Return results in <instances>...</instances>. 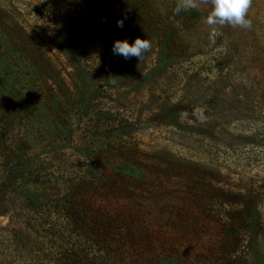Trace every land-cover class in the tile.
<instances>
[{
    "label": "rangeland",
    "instance_id": "obj_1",
    "mask_svg": "<svg viewBox=\"0 0 264 264\" xmlns=\"http://www.w3.org/2000/svg\"><path fill=\"white\" fill-rule=\"evenodd\" d=\"M102 14L96 0H0V93L48 91L59 102L45 121L18 105L0 118V264H63L85 204L123 210L157 228L160 243L218 258L238 210L264 218V127L251 91L239 88L252 75L235 59L227 85L218 82L224 49L203 19L181 33L190 55L160 70L157 35L130 27L132 16L103 24ZM138 36L152 45L141 62L113 53L116 40ZM18 37L48 58L44 68L39 56L13 55ZM36 76L37 89L28 85ZM247 240L232 258L264 264V233Z\"/></svg>",
    "mask_w": 264,
    "mask_h": 264
},
{
    "label": "trees",
    "instance_id": "obj_2",
    "mask_svg": "<svg viewBox=\"0 0 264 264\" xmlns=\"http://www.w3.org/2000/svg\"><path fill=\"white\" fill-rule=\"evenodd\" d=\"M96 1L99 7L103 8V14L100 16L103 24H115L118 20L123 19L124 24L127 25L125 19L132 16L134 20L129 24L130 27L132 25L143 33L150 31L159 37L160 51L157 66L160 70L165 67L169 68L173 57L176 56L174 63H178L180 59L190 55L188 44L184 43L181 33L187 31L201 19L204 20L210 11V5H206L199 10L193 9L176 15L174 8L177 0H166L160 7L153 0ZM248 18L252 20L250 29L233 28L232 26L217 27L220 35L215 36V38L218 43L222 41L221 45L224 50L219 59L215 60V67L218 70V82L225 86L235 59L240 64L242 71L248 70V73H251V79L240 78L242 84H239V88L251 91L255 103L254 107L257 110L256 120L264 127V0H253ZM144 20L146 21L144 22ZM1 23L0 17V25ZM244 32L245 38L241 35ZM234 34L236 37H233ZM224 37L228 38L225 43L223 42ZM18 39L21 42L13 40L12 47L9 48L13 55L29 60L32 57L35 58V61H37L36 56H39L38 60L43 63L41 68H44L45 60L48 58L37 51V54H34L27 47L29 43L23 42L19 37ZM32 44L35 46V43L32 42ZM232 47H234L233 53H231ZM246 53L249 54V58H246ZM248 63L250 64L247 65ZM30 67H33L31 63L29 64ZM3 83V75L0 70V85ZM28 85L35 89L40 87L39 77L36 76L34 80H28ZM5 91L8 92V88ZM43 92L45 94L38 96L33 95L34 92L28 94L21 91L0 93V118L8 115L6 110L9 106L18 105L29 116L45 121L48 113L46 108L49 107L57 112L59 102L52 93ZM39 96L42 98V102L39 100ZM40 120L39 124H41ZM1 138L2 135H0ZM109 160L106 158V161L109 162ZM127 172L140 176L142 169L132 168ZM227 196L228 194H223L221 197L227 199ZM234 196L240 198V200H236L238 203L249 204L242 200V194L237 193ZM254 201L253 204H258ZM85 205L84 209L75 211L77 219L73 221L77 236L80 238L77 242V248L70 253L65 252L63 264H244L246 262L243 256L235 255L232 258V254L237 251L243 252L241 247H243L245 237L248 239L246 243L247 248H249L250 242L259 236V233H264V218L258 208L249 210L250 208L247 207L238 210L239 219L225 226L230 237L224 238L221 255L212 260L210 259L212 256L199 247L197 249L183 247L182 250H179L175 247V243H160L157 228L142 219L129 220L124 216L123 210L116 209L114 213H111L107 204ZM63 214L66 218L70 216L67 206L65 211L63 210ZM154 225L156 224L154 223ZM153 235L158 238H154ZM134 244L143 245V250L139 251V247H134Z\"/></svg>",
    "mask_w": 264,
    "mask_h": 264
},
{
    "label": "clouds",
    "instance_id": "obj_3",
    "mask_svg": "<svg viewBox=\"0 0 264 264\" xmlns=\"http://www.w3.org/2000/svg\"><path fill=\"white\" fill-rule=\"evenodd\" d=\"M253 0H177L174 14L181 12L199 10L202 6L210 5V11L204 19V23L211 29V36H218L220 33L217 27L232 26L243 29L252 27V20L248 13ZM118 27H123L124 21L118 20ZM151 41L148 38L136 37L134 43L127 39L116 40L113 45V53L123 56L125 59L136 57L140 62L145 54L151 49Z\"/></svg>",
    "mask_w": 264,
    "mask_h": 264
},
{
    "label": "bare ground",
    "instance_id": "obj_4",
    "mask_svg": "<svg viewBox=\"0 0 264 264\" xmlns=\"http://www.w3.org/2000/svg\"><path fill=\"white\" fill-rule=\"evenodd\" d=\"M0 222H1V220H0Z\"/></svg>",
    "mask_w": 264,
    "mask_h": 264
}]
</instances>
